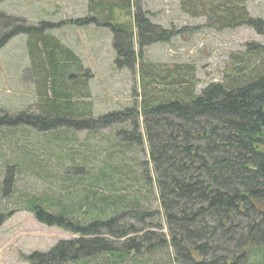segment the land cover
<instances>
[{
    "label": "trees",
    "instance_id": "1",
    "mask_svg": "<svg viewBox=\"0 0 264 264\" xmlns=\"http://www.w3.org/2000/svg\"><path fill=\"white\" fill-rule=\"evenodd\" d=\"M217 1L225 7L223 23L248 25L264 36L261 18L248 17L243 10L231 11L241 6L242 0ZM89 3L101 19L88 17L71 25L111 29L115 65L132 74L139 72L141 93L136 103L128 110L94 116L92 104L85 101L89 92L82 101L79 98V87L84 89L85 84V73L80 76L82 63L73 51L46 34L64 24L32 26L1 13L0 49L14 37L26 35L33 48L34 67L43 76L44 90L49 91L37 114L0 111V132L31 128L44 134L61 129L92 134L113 129L114 137L126 146L146 144L150 162H140L132 179L130 170L125 174L128 186L139 184L150 195L152 179L147 167L152 166L168 238L159 233L155 212L140 199L107 189L116 169L132 167L119 160L99 171H87L83 180L88 188L77 201L70 198V204L61 200L64 196L54 205L51 200L28 195L23 209L39 224L76 238L60 241L47 253L30 254L26 261L264 264V45L254 44V56L239 58L240 66L226 80L195 94L188 75H176L173 69L152 75L145 59L148 47L169 44L181 32L153 24L141 8L135 7L133 12L131 0ZM117 13L124 21L118 20ZM176 85L188 87L177 91ZM129 121L131 130L120 127ZM102 187L107 191L98 190ZM15 212H0V228ZM165 255L167 261L161 262Z\"/></svg>",
    "mask_w": 264,
    "mask_h": 264
},
{
    "label": "rangeland",
    "instance_id": "2",
    "mask_svg": "<svg viewBox=\"0 0 264 264\" xmlns=\"http://www.w3.org/2000/svg\"><path fill=\"white\" fill-rule=\"evenodd\" d=\"M131 1L133 12L135 7L141 8L153 24L181 32L169 44H156L145 50L152 75L166 74L170 69L176 75H188L194 82L195 94H200L212 83L226 80L227 75L240 66L237 65L239 58L254 56L251 54L256 50L254 44L264 45V36L248 25L223 23L225 7L217 0ZM240 5L231 11L243 10L248 17L264 21V0H242ZM90 8L89 0H0V14L24 19L29 25L64 24L46 34L79 58L82 63L80 76L85 73L84 89L79 87V98L82 101L89 92L90 97L85 101L92 104L90 109L97 117L128 110L141 92L139 72L132 74L115 65L111 29L71 25L88 17L101 19V14ZM118 20L124 21L122 14L118 15ZM31 49L26 35L14 37L0 49V111L11 115L38 113V106L49 89L43 88V76L34 67ZM174 88L184 89L177 85ZM165 89L172 90L171 87ZM130 122L120 127L131 130ZM123 142L114 137L113 129L92 134L64 129L44 134L31 128L0 132V212L16 211L0 228V264H29L26 257L30 254L47 253L60 241L76 238L62 229L39 224L23 209L28 195L51 200L54 205L64 196L66 200H61L70 204V198L77 201V196L81 198L88 188L83 180L87 171H99L107 163L111 165L119 160L130 162L132 167L124 165L116 169L107 189L129 199H140L145 207L155 212V223L161 225L158 231L168 238L152 166L147 167L152 179L148 185L150 195H147V188L139 184L128 186L125 174L130 170L132 179L139 171L140 162H150L147 145L136 148ZM107 189L98 190L105 192ZM169 256L174 259L171 250ZM165 257L161 262L167 259Z\"/></svg>",
    "mask_w": 264,
    "mask_h": 264
}]
</instances>
